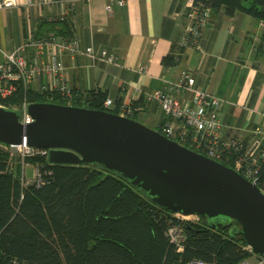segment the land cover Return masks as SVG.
<instances>
[{"label":"trees","instance_id":"obj_1","mask_svg":"<svg viewBox=\"0 0 264 264\" xmlns=\"http://www.w3.org/2000/svg\"><path fill=\"white\" fill-rule=\"evenodd\" d=\"M194 1L211 12L242 11L264 22V0ZM50 33L71 38L72 23L59 15L46 16L35 36ZM74 93L69 99L20 85L12 96L0 97V103L9 109L27 101L119 111L103 105L107 97L100 90ZM25 163L38 167L39 184L24 183ZM173 213L103 165L52 164L46 155L22 156L0 144V264H183L192 259L242 264L254 255L236 221L206 216L183 222L186 240L178 251L166 234L176 220Z\"/></svg>","mask_w":264,"mask_h":264},{"label":"crops","instance_id":"obj_2","mask_svg":"<svg viewBox=\"0 0 264 264\" xmlns=\"http://www.w3.org/2000/svg\"><path fill=\"white\" fill-rule=\"evenodd\" d=\"M65 7L61 2L40 7L17 0L16 6L0 9V60L3 51L12 52L35 36L42 18L60 14ZM187 13L188 0H124L122 5L118 0L77 1L70 22L80 50L90 45L106 49L117 60L93 61L84 53L64 52L69 86L82 93L104 92L113 99L112 108L131 103L130 116L158 129L166 115L148 93L167 88L186 70L199 88L225 100V134L248 135L256 125L264 127L263 21L242 11H212L197 45L185 49L177 41L188 24ZM47 81L39 79L33 88ZM174 94L182 103L191 102L190 91Z\"/></svg>","mask_w":264,"mask_h":264},{"label":"water","instance_id":"obj_3","mask_svg":"<svg viewBox=\"0 0 264 264\" xmlns=\"http://www.w3.org/2000/svg\"><path fill=\"white\" fill-rule=\"evenodd\" d=\"M24 124L0 106V143L49 150L52 164H99L129 179L161 207L234 220L251 251L264 257V191L233 167L130 116L73 104L33 102Z\"/></svg>","mask_w":264,"mask_h":264},{"label":"built area","instance_id":"obj_4","mask_svg":"<svg viewBox=\"0 0 264 264\" xmlns=\"http://www.w3.org/2000/svg\"><path fill=\"white\" fill-rule=\"evenodd\" d=\"M77 1L79 0H26V4L41 7L58 2L65 3L64 10L57 15L61 19L71 21L70 14ZM118 3L122 5L124 0H118ZM16 5L17 0H0V9ZM107 9L111 10L112 5L108 4ZM210 14V9L201 8L196 5L194 0H188L187 17L189 21L182 36L177 41L179 47L186 49L197 45L203 29L208 24ZM66 51L84 53L93 61L115 63L117 60L113 53H109L106 49L97 50L91 45L81 51L79 41L75 36L68 38L56 33L41 37L32 35L12 52L3 51L4 57L3 60H0V97L8 98L17 91L20 85L27 89L39 79L46 77L48 81L41 85V91L58 93L72 99L75 93L68 84L66 67L62 59V55ZM28 52L32 54V57H28ZM176 90L192 92L191 102L182 103L174 94ZM148 97L157 100L166 115V120L160 127L161 133L183 145H191L196 151L204 153L212 159L228 163L226 165L233 167L264 191V127L256 125L248 131V135L225 134L222 122L225 100L199 88L196 78L186 70H183L180 78L171 82L167 88H157L150 91ZM113 104V99L109 97L103 103L105 107H111ZM28 105L29 102L24 101L20 106L13 108L20 113V120L24 124L34 121L28 113ZM0 106L4 105L0 103ZM118 113L126 116L132 114L131 103L122 102ZM11 147L19 148L22 156L33 154L48 156L49 154L48 149L34 148L26 142ZM22 178L24 183L34 181L39 184L41 182V175L37 166H35L34 176L31 179L26 178L24 166ZM173 215L176 220L168 225L166 234L177 247V250L182 251L186 240L183 222L191 217L199 219V215H185L180 212H174ZM183 264L215 263L202 259H192ZM242 264L249 263L244 261ZM258 264H264V257H259Z\"/></svg>","mask_w":264,"mask_h":264},{"label":"rangeland","instance_id":"obj_5","mask_svg":"<svg viewBox=\"0 0 264 264\" xmlns=\"http://www.w3.org/2000/svg\"><path fill=\"white\" fill-rule=\"evenodd\" d=\"M15 107V106H14ZM143 123V122H142ZM143 124H145V123H143ZM145 125H147V124H145ZM148 127H150L149 125H147ZM150 128H152V127H150ZM154 129V128H153ZM15 149L18 151V152H20L21 150L19 149V148H16L15 147ZM21 153V152H20ZM24 166H25V175H26V178H32L33 176H34V169H35V165H33V164H31V163H25L24 164ZM186 220H198V218H194V217H191V218H189V219H186ZM247 248H249V247H247ZM250 249V248H249ZM258 259H259V256H257V255H253V256H251L248 260H247V262L249 263V264H258Z\"/></svg>","mask_w":264,"mask_h":264},{"label":"bare ground","instance_id":"obj_6","mask_svg":"<svg viewBox=\"0 0 264 264\" xmlns=\"http://www.w3.org/2000/svg\"><path fill=\"white\" fill-rule=\"evenodd\" d=\"M40 37V36H39ZM2 103V102H1ZM3 105V104H2Z\"/></svg>","mask_w":264,"mask_h":264}]
</instances>
